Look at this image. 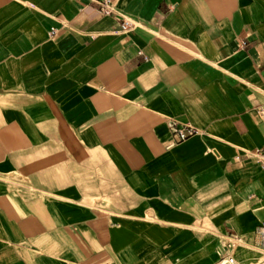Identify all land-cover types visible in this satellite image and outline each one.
<instances>
[{
    "label": "crops",
    "instance_id": "obj_1",
    "mask_svg": "<svg viewBox=\"0 0 264 264\" xmlns=\"http://www.w3.org/2000/svg\"><path fill=\"white\" fill-rule=\"evenodd\" d=\"M101 2L0 0V264L258 262L264 0Z\"/></svg>",
    "mask_w": 264,
    "mask_h": 264
},
{
    "label": "built area",
    "instance_id": "obj_2",
    "mask_svg": "<svg viewBox=\"0 0 264 264\" xmlns=\"http://www.w3.org/2000/svg\"><path fill=\"white\" fill-rule=\"evenodd\" d=\"M101 12L105 15L113 13V9L111 7L110 0H102L101 4ZM132 27V23L128 20H123L120 25V30L122 32L127 31ZM55 34V30L51 29L49 32L50 36H53ZM179 137L181 139L185 138V134H182L179 131ZM239 238L237 235H229L227 237V240L224 243L223 250L220 254L219 260L216 262V264H236L234 257L232 256V250L234 249L235 245L238 243ZM258 245L259 248L264 253V225L259 228L258 233ZM255 264H264V256L261 261L255 263Z\"/></svg>",
    "mask_w": 264,
    "mask_h": 264
},
{
    "label": "bare ground",
    "instance_id": "obj_3",
    "mask_svg": "<svg viewBox=\"0 0 264 264\" xmlns=\"http://www.w3.org/2000/svg\"><path fill=\"white\" fill-rule=\"evenodd\" d=\"M258 233H259V229H258V231L256 232V235H255V237H256V244H258ZM238 238H239V237H238ZM240 242H241V241H240V238H239V241H238V243L235 245V247H237V246L240 244ZM222 249H223V247L221 248V252H222ZM258 250H259V249H258ZM221 252H220V253H221ZM260 252L262 253V257H261V260H262V258H263V256H264V255H263L264 253H263V251H262L261 249H260ZM218 260H219V258H218ZM218 260H217V261H218ZM261 260H259V261H261ZM259 261H258V262H259ZM256 263H257V262H256ZM215 264H216V263H215ZM254 264H255V263H254Z\"/></svg>",
    "mask_w": 264,
    "mask_h": 264
},
{
    "label": "rangeland",
    "instance_id": "obj_4",
    "mask_svg": "<svg viewBox=\"0 0 264 264\" xmlns=\"http://www.w3.org/2000/svg\"><path fill=\"white\" fill-rule=\"evenodd\" d=\"M264 255V254H263Z\"/></svg>",
    "mask_w": 264,
    "mask_h": 264
}]
</instances>
